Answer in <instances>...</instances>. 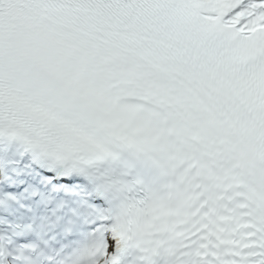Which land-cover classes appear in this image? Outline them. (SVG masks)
Wrapping results in <instances>:
<instances>
[{"label": "snow or ice", "instance_id": "obj_1", "mask_svg": "<svg viewBox=\"0 0 264 264\" xmlns=\"http://www.w3.org/2000/svg\"><path fill=\"white\" fill-rule=\"evenodd\" d=\"M0 264H264V0H0Z\"/></svg>", "mask_w": 264, "mask_h": 264}]
</instances>
